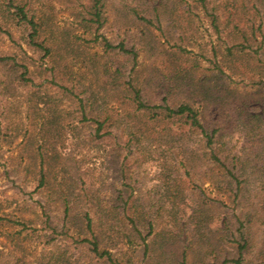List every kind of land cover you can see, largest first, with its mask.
Here are the masks:
<instances>
[{
	"label": "rangeland",
	"instance_id": "374dc122",
	"mask_svg": "<svg viewBox=\"0 0 264 264\" xmlns=\"http://www.w3.org/2000/svg\"><path fill=\"white\" fill-rule=\"evenodd\" d=\"M15 1L50 52L0 0V264L263 263L264 0Z\"/></svg>",
	"mask_w": 264,
	"mask_h": 264
},
{
	"label": "trees",
	"instance_id": "16d2710c",
	"mask_svg": "<svg viewBox=\"0 0 264 264\" xmlns=\"http://www.w3.org/2000/svg\"><path fill=\"white\" fill-rule=\"evenodd\" d=\"M103 0H94V3L91 7V12L90 15L92 16L91 22L97 24L98 30H100L103 27V21H102V9H103ZM7 7L10 10H13V15L15 19L17 20L18 24L20 25H28L31 29V33L29 35V44L31 47H34L36 49H40L44 52H46V55H49L50 49L48 47H45L44 44L38 42V37H39V24L36 22L35 17L31 16L26 8V6L18 4L17 1L15 0H7ZM142 20L147 21L146 19L142 18ZM217 18L214 17V24L216 25ZM106 46L108 48H113L112 45L109 43H106ZM120 48L122 50H126L123 45H120ZM12 62L13 65L18 66L19 64L17 61L10 56L6 57H0V63H8ZM25 69V72L23 73V78L25 79V76L27 74V67H23ZM142 96L140 91L135 92V102L137 103V109L139 111H154L157 109L162 110V114H164V117L167 119H172V118H178V121L182 122L185 125L190 126L193 129H199L202 131V133L207 137L208 143L212 144V136L209 135V133L206 131L204 128L203 124L201 123L199 119V113L196 111L193 107H191L188 104H181L177 108H171L168 105L165 106H150L146 103H144L142 100ZM158 114V113H157ZM99 128L98 131L102 129V124H98ZM215 132L213 131V135ZM92 221L91 218L88 217V226L89 228L92 227L91 225ZM89 243L92 244L94 252H96L100 257H106L108 260L112 262V264H119L113 261L112 259V253L109 250H103L102 252L99 251L98 248V243L97 241H93ZM243 250V247H242ZM224 264H228V261H225ZM231 264H243V257L242 254H240V257L238 259H233ZM260 264H264L260 263Z\"/></svg>",
	"mask_w": 264,
	"mask_h": 264
}]
</instances>
